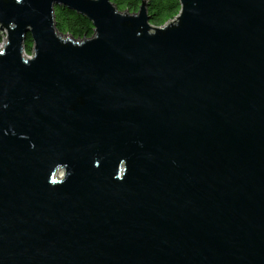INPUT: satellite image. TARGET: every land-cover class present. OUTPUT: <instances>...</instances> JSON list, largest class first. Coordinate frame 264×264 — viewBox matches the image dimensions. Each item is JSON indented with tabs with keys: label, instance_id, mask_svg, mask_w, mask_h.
<instances>
[{
	"label": "water",
	"instance_id": "95a60500",
	"mask_svg": "<svg viewBox=\"0 0 264 264\" xmlns=\"http://www.w3.org/2000/svg\"><path fill=\"white\" fill-rule=\"evenodd\" d=\"M179 2L0 0V264H264V0Z\"/></svg>",
	"mask_w": 264,
	"mask_h": 264
},
{
	"label": "trees",
	"instance_id": "16d2710c",
	"mask_svg": "<svg viewBox=\"0 0 264 264\" xmlns=\"http://www.w3.org/2000/svg\"><path fill=\"white\" fill-rule=\"evenodd\" d=\"M120 11L136 13L143 0H112ZM151 24L162 26L174 19L181 11L179 0H147ZM56 26L59 33L69 35L73 39H85L94 35L93 23L87 18L66 7H56ZM34 42L30 34L25 41V53L33 51Z\"/></svg>",
	"mask_w": 264,
	"mask_h": 264
},
{
	"label": "rangeland",
	"instance_id": "374dc122",
	"mask_svg": "<svg viewBox=\"0 0 264 264\" xmlns=\"http://www.w3.org/2000/svg\"><path fill=\"white\" fill-rule=\"evenodd\" d=\"M123 12V11H122ZM125 12V11H124ZM7 31L5 30L4 32H3V34L0 32V49H3L4 48V46L6 45V43H7ZM26 54V56H29V57H31L32 56V53H30V54H27V53H25Z\"/></svg>",
	"mask_w": 264,
	"mask_h": 264
},
{
	"label": "built area",
	"instance_id": "2783aa9c",
	"mask_svg": "<svg viewBox=\"0 0 264 264\" xmlns=\"http://www.w3.org/2000/svg\"><path fill=\"white\" fill-rule=\"evenodd\" d=\"M27 57H29V56H27Z\"/></svg>",
	"mask_w": 264,
	"mask_h": 264
}]
</instances>
